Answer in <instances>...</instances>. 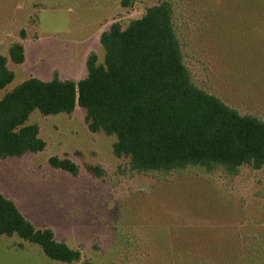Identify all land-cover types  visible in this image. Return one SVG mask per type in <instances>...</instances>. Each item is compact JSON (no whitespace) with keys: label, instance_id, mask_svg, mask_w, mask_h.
Instances as JSON below:
<instances>
[{"label":"rangeland","instance_id":"374dc122","mask_svg":"<svg viewBox=\"0 0 264 264\" xmlns=\"http://www.w3.org/2000/svg\"><path fill=\"white\" fill-rule=\"evenodd\" d=\"M163 1L194 84L264 121V0H0V54L15 74L0 98L32 77L85 78L91 54L104 63V31ZM14 42L26 47V62L10 60ZM26 124L39 126L46 148L0 159V190L82 260H52L38 244L4 235L0 264H264V166L138 172L115 155V134L90 131L79 105L70 114L34 110ZM52 156L70 158L79 174L53 167Z\"/></svg>","mask_w":264,"mask_h":264},{"label":"trees","instance_id":"16d2710c","mask_svg":"<svg viewBox=\"0 0 264 264\" xmlns=\"http://www.w3.org/2000/svg\"><path fill=\"white\" fill-rule=\"evenodd\" d=\"M100 40L104 63L98 64L97 55L91 54L85 78L76 82L57 75L50 81L32 77L0 98V159L46 148L39 126L26 124L34 110L70 114L79 105L87 112L90 131L115 134V155L128 157L138 172L188 166L212 170L221 165L237 174L244 165L264 166V121L241 114L194 84L170 2L149 7L126 28L113 23ZM9 58L23 63L24 45L14 42ZM14 78L8 57L0 54V90ZM49 163L73 175L80 171L68 157L52 156ZM87 168L95 176L104 175L100 166ZM4 235L38 244L52 260H82L80 249L58 241L51 228H36L13 200L0 193V236Z\"/></svg>","mask_w":264,"mask_h":264},{"label":"crops","instance_id":"0c3cea01","mask_svg":"<svg viewBox=\"0 0 264 264\" xmlns=\"http://www.w3.org/2000/svg\"><path fill=\"white\" fill-rule=\"evenodd\" d=\"M21 41H23V40H21ZM25 52H26V47H25ZM26 60H27V52H26ZM26 62V61H25ZM37 78H40V77H37ZM62 79H64V78H62ZM75 81H79V80H75ZM11 158V157H10ZM1 160H7V159H1ZM0 160V161H1ZM0 193H2L3 195H5L4 193V191L3 190H0ZM7 197V196H6Z\"/></svg>","mask_w":264,"mask_h":264}]
</instances>
